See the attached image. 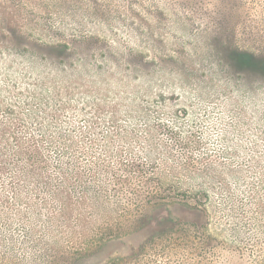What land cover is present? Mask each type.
Instances as JSON below:
<instances>
[{"label": "rangeland", "instance_id": "1", "mask_svg": "<svg viewBox=\"0 0 264 264\" xmlns=\"http://www.w3.org/2000/svg\"><path fill=\"white\" fill-rule=\"evenodd\" d=\"M264 0H0V264H264Z\"/></svg>", "mask_w": 264, "mask_h": 264}, {"label": "trees", "instance_id": "2", "mask_svg": "<svg viewBox=\"0 0 264 264\" xmlns=\"http://www.w3.org/2000/svg\"><path fill=\"white\" fill-rule=\"evenodd\" d=\"M230 55L231 60L234 61V64H236L238 68L242 70L251 69L257 74L264 75V58L260 59L251 52L233 51Z\"/></svg>", "mask_w": 264, "mask_h": 264}]
</instances>
